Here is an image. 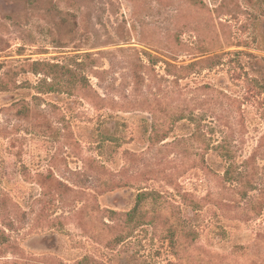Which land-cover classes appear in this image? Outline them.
Here are the masks:
<instances>
[{
  "label": "rangeland",
  "instance_id": "obj_1",
  "mask_svg": "<svg viewBox=\"0 0 264 264\" xmlns=\"http://www.w3.org/2000/svg\"><path fill=\"white\" fill-rule=\"evenodd\" d=\"M0 264H264V0H0Z\"/></svg>",
  "mask_w": 264,
  "mask_h": 264
},
{
  "label": "trees",
  "instance_id": "obj_2",
  "mask_svg": "<svg viewBox=\"0 0 264 264\" xmlns=\"http://www.w3.org/2000/svg\"><path fill=\"white\" fill-rule=\"evenodd\" d=\"M71 67L72 66L67 63L34 62L31 71L34 74L44 75V78L37 85L30 87H32L38 95L48 93L72 94V86L76 85L78 80H76V74ZM72 77H74L75 80H73ZM27 85L29 87L30 84ZM34 99H39V96H34ZM208 147L210 150H216L219 155L228 162L229 166L225 173L226 181H236L233 170V155L226 148L225 142L218 145L208 143ZM151 197H153V193L150 192H141L138 195L137 205L128 213V221H130V223L137 217V212L141 204Z\"/></svg>",
  "mask_w": 264,
  "mask_h": 264
}]
</instances>
